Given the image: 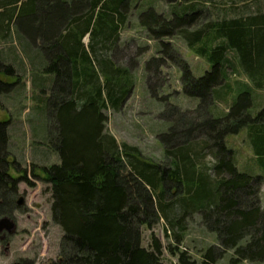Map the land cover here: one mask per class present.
<instances>
[{
    "label": "trees",
    "instance_id": "trees-1",
    "mask_svg": "<svg viewBox=\"0 0 264 264\" xmlns=\"http://www.w3.org/2000/svg\"><path fill=\"white\" fill-rule=\"evenodd\" d=\"M108 1L85 0L75 9L72 0H0V27L23 19L21 30L33 47L37 44L28 29L42 30L38 35L49 51L45 71L55 76L45 107L46 140L59 163L41 167V173L50 185L51 217L62 236L57 259L48 264H164V249L177 264H218L229 250L232 254L226 264L264 262L260 194L264 106L252 117L253 98L246 89L236 94L223 115L211 113L213 101L223 97V93L215 96L216 87L226 80L227 69L240 67L255 88L264 89V11L257 12L256 5L254 12L246 14L226 12L194 30L189 26L201 13L198 7L234 0H164L170 6L169 18L152 8L142 13L141 27L149 28L159 46V57L145 64L148 86L157 80L152 74L168 59L181 70L184 96L200 102L194 112L204 114L203 118L198 115L200 121H185V113L173 106L170 113L181 114L182 130L177 131L173 121L157 135L168 161L152 163L136 147L118 143L105 129V111L109 107L118 110L130 94L128 69L116 67L108 56L128 0ZM147 16L154 18L150 25ZM95 24L100 30L93 38ZM87 34L92 39L85 48L81 40ZM172 37L182 38L189 49L205 58L210 71L195 77L172 42L163 40ZM229 52L237 56H226ZM95 65L103 74L101 79ZM0 73L16 76L13 67L1 61ZM45 83L41 80L40 85ZM16 84L2 86L0 93ZM8 127V121H0V218L11 217L17 208L18 184H32L27 171L9 161ZM242 129H246L261 175L240 172L233 150L225 144L228 135ZM206 150L213 159L209 169L199 162ZM241 197L245 199L240 201ZM172 208L177 216L199 213L215 235L216 244L208 246L199 261L180 250V234L174 233L173 245L165 248L153 234L149 244L142 246V228L152 231L161 217L168 219Z\"/></svg>",
    "mask_w": 264,
    "mask_h": 264
},
{
    "label": "rangeland",
    "instance_id": "rangeland-1",
    "mask_svg": "<svg viewBox=\"0 0 264 264\" xmlns=\"http://www.w3.org/2000/svg\"><path fill=\"white\" fill-rule=\"evenodd\" d=\"M72 1L75 9L81 8L85 2V0ZM112 1L115 0H109L108 4ZM163 1L128 0L126 10L120 17L116 44L108 55L113 65L128 69L130 94L118 110L109 107L105 111L106 132L112 135L118 143L136 147L143 159L152 163L168 161L157 135L166 132L173 121H175L176 130L181 131L180 124L183 121L179 122V119L182 112L185 113L183 116L185 121H200L198 115L201 118L204 116L202 111L194 112L200 104L199 100L189 99L182 93L181 70L178 66L174 67L170 60L167 59L156 71L154 64L151 65L155 71L152 75L157 80L151 81L150 87L147 84L148 73L145 64L151 58L159 57V46L158 39L152 37L148 32V27H141L140 20L142 13L149 8L168 17L170 6ZM256 5L257 12L264 11L262 8L264 0H234L232 4L227 1L207 2L205 6L198 7L201 13L197 20L189 26V30H194L206 22L215 20L217 16L221 17L226 12L235 14L245 13V11L254 12ZM145 19L150 25L154 18L147 16ZM23 22V19H19V22L0 27V61L10 64L15 75L18 76L0 73V81L4 84L2 89L17 82L14 87L9 89V92L0 93V121L9 122L7 129L9 161L18 163L21 170H26L32 184L23 185V183L17 188L15 201L19 196H24L25 205L17 206L12 212L16 222V235L7 239L11 242L8 250L0 247V264H13L14 261H19L20 264H48L57 259L62 236L60 227L52 221L50 185L44 182L41 173V167L59 163L58 155L49 148L46 140L45 107L52 92L55 76L51 72L45 71L47 67L46 52L49 51L46 49V45H42L43 41L38 35L42 30L28 29L33 41L37 44V47H33V44L24 38L26 35L21 30ZM24 28L28 27L24 25ZM99 30L100 25L95 24L93 38L98 36ZM92 37L87 34L81 40L85 48ZM163 40L172 42L173 47L188 63L195 77H200L206 71H210L211 64L205 58L198 56L194 50L189 49L182 38L172 37L171 39L163 38ZM96 48L97 51L100 50V48ZM170 55L174 57V55ZM230 55L237 56L232 52L226 56ZM230 61L236 63V60L231 59ZM94 67L96 74L101 79L103 74L100 73L97 65ZM226 74V80L216 87L215 96L220 97L223 93V97L213 101L212 115H223L237 96L236 94L246 89L250 91L253 98L249 114L252 117L257 115L264 106V89L255 88L240 67L238 69L234 66L232 71L227 69ZM41 80L46 83L40 85ZM173 106H176L181 114L173 111L172 115L170 111ZM225 144L233 150L235 163L240 172L261 175L262 170L251 151L246 129H242L236 135H228L225 138ZM199 160L207 169L213 163L207 150L202 153ZM9 173L11 176H15L12 169L9 170ZM260 194L261 201L264 202V180L260 187ZM244 199L245 197H241L240 201ZM165 201L170 203L171 200L167 197ZM177 213L176 208H172L168 219L161 217L152 231L143 227L141 244L146 247L149 244L150 235L153 234L165 248L173 242L174 233L180 234L182 237L180 250L185 249L194 260L199 261L203 251L208 246L216 244L215 235L208 231L199 213H187L183 216H177ZM231 254L230 250L225 252L218 264H226ZM162 260L164 264H177V259L170 256L166 249L163 250ZM243 264H264V262L244 261Z\"/></svg>",
    "mask_w": 264,
    "mask_h": 264
},
{
    "label": "water",
    "instance_id": "water-1",
    "mask_svg": "<svg viewBox=\"0 0 264 264\" xmlns=\"http://www.w3.org/2000/svg\"><path fill=\"white\" fill-rule=\"evenodd\" d=\"M23 203L22 198H19L17 201V205L21 206ZM16 231V225L15 222L8 218V217H2L0 218V238L3 237L2 234H8L11 235Z\"/></svg>",
    "mask_w": 264,
    "mask_h": 264
},
{
    "label": "flooded vegetation",
    "instance_id": "flooded-vegetation-1",
    "mask_svg": "<svg viewBox=\"0 0 264 264\" xmlns=\"http://www.w3.org/2000/svg\"><path fill=\"white\" fill-rule=\"evenodd\" d=\"M2 86H3V83L0 81V88H1ZM20 184H23V183H22V182L19 183L18 186H19ZM23 185H26V183H24ZM25 187H26V189H27V186H25ZM25 187H24V190H26ZM17 188H18V187H17ZM19 198H22V200H23V203H22L21 206L25 205V197H24V196H19V197L17 198V200L15 201V205L18 206V205H17V201H18ZM21 206H19V207H21ZM11 218H12L13 221H14L13 214H12ZM14 222H15V221H14ZM15 225H16V222H15ZM15 233H16V231H15L13 234H11V235H6V234L4 235V234H2L3 237L0 238V247H1V248L4 247L6 250H8L9 247H10V245H11V242L8 241L7 239H8L9 237L15 236V235H16ZM3 245H4V246H3ZM13 264H20V263H19V261H14Z\"/></svg>",
    "mask_w": 264,
    "mask_h": 264
}]
</instances>
